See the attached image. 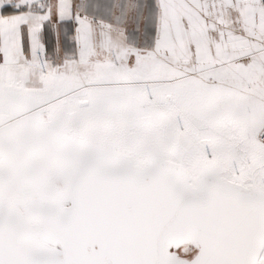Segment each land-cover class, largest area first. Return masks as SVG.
Instances as JSON below:
<instances>
[{
    "label": "snow or ice",
    "instance_id": "obj_1",
    "mask_svg": "<svg viewBox=\"0 0 264 264\" xmlns=\"http://www.w3.org/2000/svg\"><path fill=\"white\" fill-rule=\"evenodd\" d=\"M0 264H264V0H0Z\"/></svg>",
    "mask_w": 264,
    "mask_h": 264
}]
</instances>
